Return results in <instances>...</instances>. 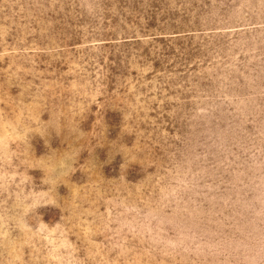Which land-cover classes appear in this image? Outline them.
<instances>
[{
	"label": "rangeland",
	"instance_id": "374dc122",
	"mask_svg": "<svg viewBox=\"0 0 264 264\" xmlns=\"http://www.w3.org/2000/svg\"><path fill=\"white\" fill-rule=\"evenodd\" d=\"M0 264H264V0H0Z\"/></svg>",
	"mask_w": 264,
	"mask_h": 264
}]
</instances>
